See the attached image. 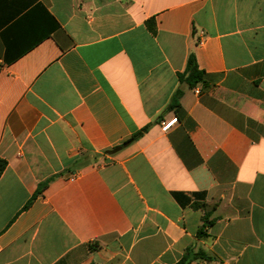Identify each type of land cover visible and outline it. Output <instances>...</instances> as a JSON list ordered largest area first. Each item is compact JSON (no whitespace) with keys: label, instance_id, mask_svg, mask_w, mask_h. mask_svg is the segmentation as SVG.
I'll return each mask as SVG.
<instances>
[{"label":"crops","instance_id":"1","mask_svg":"<svg viewBox=\"0 0 264 264\" xmlns=\"http://www.w3.org/2000/svg\"><path fill=\"white\" fill-rule=\"evenodd\" d=\"M0 158V264H264V0H0Z\"/></svg>","mask_w":264,"mask_h":264},{"label":"trees","instance_id":"2","mask_svg":"<svg viewBox=\"0 0 264 264\" xmlns=\"http://www.w3.org/2000/svg\"><path fill=\"white\" fill-rule=\"evenodd\" d=\"M180 84L181 85H187L190 88H194L199 84H205V73L202 72L197 63H196V58L194 56V54H192L189 58L188 61V66L186 71L183 74H179L178 76ZM183 91L180 89L176 92L170 106H169V110H175L177 111L180 107L179 101L182 97ZM139 136V134H136L132 137L131 141L135 140L137 137ZM7 167V162L3 159L0 158V178L2 177L4 171L6 170ZM47 187V184H44L42 186H40V188L37 191V194H39L41 192V190H43L44 188ZM36 194V196H37ZM35 196V197H36ZM35 199V198H34ZM34 199L32 200V202L34 201ZM29 205H31V203ZM199 237H203L206 234L204 232H199ZM206 254L203 251H198L196 253H194L191 249H188L184 256L182 257V259L177 263V264H191L192 262L196 261V260H200V259H206ZM209 259V258H207Z\"/></svg>","mask_w":264,"mask_h":264},{"label":"built area","instance_id":"3","mask_svg":"<svg viewBox=\"0 0 264 264\" xmlns=\"http://www.w3.org/2000/svg\"><path fill=\"white\" fill-rule=\"evenodd\" d=\"M196 92H197V94H200V91L199 90H197ZM176 122H177V120H173V121H171L169 123H164L163 124L164 131H167L170 128H172L176 124Z\"/></svg>","mask_w":264,"mask_h":264}]
</instances>
